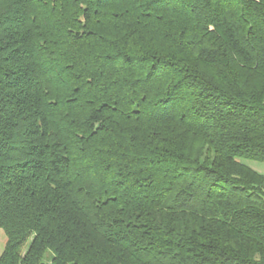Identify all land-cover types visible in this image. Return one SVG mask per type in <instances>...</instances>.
Returning a JSON list of instances; mask_svg holds the SVG:
<instances>
[{"label":"trees","instance_id":"trees-1","mask_svg":"<svg viewBox=\"0 0 264 264\" xmlns=\"http://www.w3.org/2000/svg\"><path fill=\"white\" fill-rule=\"evenodd\" d=\"M264 0H0V264H264Z\"/></svg>","mask_w":264,"mask_h":264},{"label":"rangeland","instance_id":"rangeland-1","mask_svg":"<svg viewBox=\"0 0 264 264\" xmlns=\"http://www.w3.org/2000/svg\"><path fill=\"white\" fill-rule=\"evenodd\" d=\"M246 165H248L253 170L261 173L264 176V162H256L251 160H244L243 161ZM5 235L4 232L0 229V253L4 246Z\"/></svg>","mask_w":264,"mask_h":264}]
</instances>
